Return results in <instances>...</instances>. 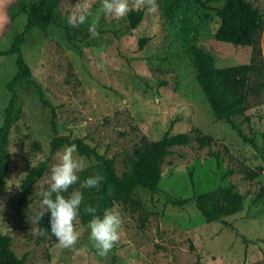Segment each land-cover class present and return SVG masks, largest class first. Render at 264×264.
I'll list each match as a JSON object with an SVG mask.
<instances>
[{
  "label": "rangeland",
  "instance_id": "obj_1",
  "mask_svg": "<svg viewBox=\"0 0 264 264\" xmlns=\"http://www.w3.org/2000/svg\"><path fill=\"white\" fill-rule=\"evenodd\" d=\"M199 1L219 7L225 0ZM247 1L264 15V0ZM127 3L130 10L145 13L129 33L127 14L105 15L102 0H60L62 17L75 18L87 10L88 21L70 25V35L54 26L27 34L22 55L56 109L59 133L83 139L106 158H114L119 175L129 170L141 138L161 139L172 122L171 134L194 136L199 129L213 137V143L172 148L162 165L158 191L138 190L134 199L139 205L118 203L112 208L122 224L118 241L104 256L97 254L88 224L81 223L89 189L81 188V182L96 162L74 153L83 165L75 191L83 192L84 201L74 222L78 240L66 248L56 238H41L35 220L45 210L41 201L51 183L50 167L60 162L64 147L50 156V109L41 104L33 85H18L21 112L9 135L0 232L12 239L17 258L27 257L26 264H264V94L251 96L248 110L232 123L216 120L197 81L191 52L195 43L221 68L249 63L252 47L218 42L219 17L195 0H186L171 16L165 11L168 0ZM0 20L1 40L10 25L5 0H0ZM90 23L97 25L95 38L88 32ZM145 38L140 49L139 41ZM257 38L264 60V26ZM14 71L11 59H0V74ZM238 129L255 145L244 142ZM49 157L45 175L23 198L27 173ZM252 173L257 176L251 178ZM231 184L244 198L243 210L226 218L232 227L207 222L194 202L173 204Z\"/></svg>",
  "mask_w": 264,
  "mask_h": 264
},
{
  "label": "trees",
  "instance_id": "obj_2",
  "mask_svg": "<svg viewBox=\"0 0 264 264\" xmlns=\"http://www.w3.org/2000/svg\"><path fill=\"white\" fill-rule=\"evenodd\" d=\"M186 0H168L166 13L171 16ZM201 9L213 12L220 19V25L215 33V39L221 43L237 46L252 47L250 62L230 67H216L215 58L195 43L191 46L192 61L196 70L197 81L216 120L232 123V119L244 115L250 105V97H260L264 94V60L259 46L258 33L264 26V15L247 0H225L219 7H209L205 3L195 0ZM60 0H15L8 7L10 25L0 40V59H11L15 71L11 75L0 74V199L6 188L8 166L10 163L9 135L13 125L20 118V108L17 100L18 85H33L36 95L44 107L50 109V125L53 133L50 142V156L61 148L75 144L80 156L96 162L94 171L86 172V178L101 175L103 180L97 188L86 191L87 199L84 204L95 206L97 214H103L104 209H112L116 204H138L134 199L138 190L156 193L162 176V165L172 154L176 146H188L196 142L200 148L210 146L213 137L195 129V135L188 133L171 134L174 122L169 130L157 141H150L146 136L141 138V144L133 151V159L129 170L118 174L115 159L106 158L83 139H71L61 135L58 131L57 113L55 107L45 98L41 86L33 79L31 69L22 55V45L26 36L33 29L48 32L51 27H58L70 35V24L67 18L59 13ZM144 10L131 9L126 16V33L135 30L144 18ZM8 40L6 43L5 40ZM148 38L139 41L142 49ZM236 128V127H235ZM244 142L254 144L238 129ZM218 159V155H215ZM50 163V157L29 170L22 181L21 194L23 198L30 196L37 184L45 175ZM252 173L251 178L256 177ZM79 181L64 193L66 197L75 191ZM193 184V181H192ZM243 195L236 185L219 187L204 194L194 195L173 202L175 206H185L191 202L209 222H219L228 227L232 225L226 220L243 210ZM50 213L45 212L38 223L41 238L50 236ZM92 217L81 213V223L87 225ZM48 230L49 232H46ZM45 231V235L41 232ZM27 257L17 258L12 251V239L0 232V264H26Z\"/></svg>",
  "mask_w": 264,
  "mask_h": 264
},
{
  "label": "clouds",
  "instance_id": "obj_3",
  "mask_svg": "<svg viewBox=\"0 0 264 264\" xmlns=\"http://www.w3.org/2000/svg\"><path fill=\"white\" fill-rule=\"evenodd\" d=\"M102 10L105 15L113 14L116 17H124L130 11L127 0H102ZM90 15L87 10H82L75 18L69 16L67 22L73 26L85 24ZM88 32L93 38L99 35L96 23L89 24ZM76 152L75 144L65 146L60 162L51 165V183L48 190L42 193L41 203L45 210L35 217L39 223L45 212H49L50 233L66 248L73 246L78 240L79 233L75 230L74 222L80 215V206L84 201V194L81 191H73L67 197L63 195L68 192L70 186L79 181L77 172L83 169L79 160L74 158ZM102 180L101 175L89 176L81 182V188H97ZM84 212L92 217L88 222L89 238L95 242L97 254L107 255L119 239L122 224L120 214L106 208L101 216L92 205H86ZM46 232L42 231L41 235H45Z\"/></svg>",
  "mask_w": 264,
  "mask_h": 264
},
{
  "label": "crops",
  "instance_id": "obj_4",
  "mask_svg": "<svg viewBox=\"0 0 264 264\" xmlns=\"http://www.w3.org/2000/svg\"><path fill=\"white\" fill-rule=\"evenodd\" d=\"M15 0H5V5H6V10L8 11V7H9V5L12 3V2H14ZM4 20V17L2 18V21ZM1 21V20H0ZM4 22H5V20H4ZM2 26V24H1V22H0V27ZM4 30H5V28H4ZM3 30V31H4Z\"/></svg>",
  "mask_w": 264,
  "mask_h": 264
}]
</instances>
